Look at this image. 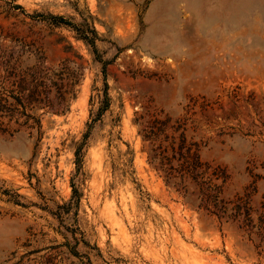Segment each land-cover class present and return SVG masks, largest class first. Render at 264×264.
Instances as JSON below:
<instances>
[{"label": "rangeland", "instance_id": "rangeland-1", "mask_svg": "<svg viewBox=\"0 0 264 264\" xmlns=\"http://www.w3.org/2000/svg\"><path fill=\"white\" fill-rule=\"evenodd\" d=\"M5 58L80 76L38 139L0 133V264H264V0H0ZM164 118L238 216L148 163L141 129Z\"/></svg>", "mask_w": 264, "mask_h": 264}, {"label": "trees", "instance_id": "trees-1", "mask_svg": "<svg viewBox=\"0 0 264 264\" xmlns=\"http://www.w3.org/2000/svg\"><path fill=\"white\" fill-rule=\"evenodd\" d=\"M14 6L21 8L17 4ZM49 16L55 22L66 23L61 16ZM82 38L87 37L82 35ZM79 76L78 73H69L64 64L50 68L37 60L29 67L22 68L19 63L8 58L0 59V133L11 135L22 130H27L28 133L34 130L38 139L40 115L44 112L66 111V97L70 99L75 96L74 86L78 83ZM105 87L104 82L103 96L95 117L107 107ZM168 120L153 119L141 129V137L148 142V163L161 171L165 182L180 185L182 192L186 191L185 185H190L198 208L218 218L238 216V206L233 205V213L226 214V202L219 197L220 184L215 181H224L226 176L223 170L217 166L209 169V165L200 160L199 145L186 139L183 128L177 132L179 125H168ZM83 136H86V133ZM74 156L75 162L78 163V148L75 149ZM75 192L72 187V193ZM250 222L248 213H245L240 226L247 228L248 234L252 228ZM258 234L264 235L260 230Z\"/></svg>", "mask_w": 264, "mask_h": 264}]
</instances>
